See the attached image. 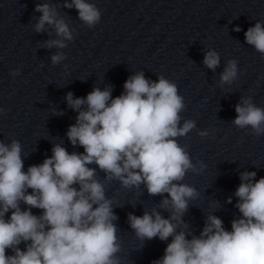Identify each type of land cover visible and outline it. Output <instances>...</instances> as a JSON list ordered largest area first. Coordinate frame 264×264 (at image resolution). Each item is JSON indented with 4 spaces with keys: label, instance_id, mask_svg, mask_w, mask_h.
<instances>
[{
    "label": "clouds",
    "instance_id": "9594fccd",
    "mask_svg": "<svg viewBox=\"0 0 264 264\" xmlns=\"http://www.w3.org/2000/svg\"><path fill=\"white\" fill-rule=\"evenodd\" d=\"M64 7L75 8L78 19L89 28L100 22L101 11L89 0H65ZM35 11L41 14L35 32L46 31L47 24L63 38L43 46L66 47L64 40H72V32L57 10L38 3ZM234 30L240 31L239 27ZM244 36L264 57V21L249 27ZM64 59L63 53L51 57L53 65ZM203 63L215 71L219 54L207 51ZM10 74L18 75L19 70ZM237 76L238 62L228 60L220 85L233 83ZM123 87L124 92L115 98L111 85L103 90L94 87L86 97L66 94L68 106L77 112L66 134L73 147H83V153H70L55 144L50 157L25 171L20 142L0 141V264H121V241L114 223L118 216L104 183L96 178L97 168L106 180H118L123 188L143 184L149 195L163 197L159 207L169 211L168 218L155 208L142 216L128 214L129 226L139 240L167 242L171 237L163 256L152 264H264V177L257 180L255 171L240 174L234 193L240 216L231 221V230L209 214L200 234H192L182 217L198 192L181 181L196 167L177 138L195 128V121L186 120L180 126L184 98L177 84L162 74L153 81L136 72ZM235 112L236 127L250 128L257 137L264 134V107L257 106L251 96L242 97ZM93 164L97 167H90ZM227 202H232L231 197ZM33 208L41 214H33ZM9 249L12 255L7 254Z\"/></svg>",
    "mask_w": 264,
    "mask_h": 264
}]
</instances>
